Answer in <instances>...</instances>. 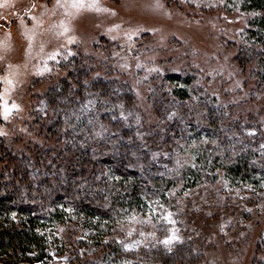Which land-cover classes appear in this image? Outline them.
<instances>
[{
  "label": "trees",
  "instance_id": "16d2710c",
  "mask_svg": "<svg viewBox=\"0 0 264 264\" xmlns=\"http://www.w3.org/2000/svg\"><path fill=\"white\" fill-rule=\"evenodd\" d=\"M238 2L251 16L234 60L264 85V0ZM90 59L71 58L44 89L48 113L31 108L33 139L0 144V259L41 264L62 249L68 264H202L205 235L127 249L108 234L203 184L264 204V128L255 113L220 105L190 65L152 77L142 110L128 82L91 76Z\"/></svg>",
  "mask_w": 264,
  "mask_h": 264
},
{
  "label": "rangeland",
  "instance_id": "374dc122",
  "mask_svg": "<svg viewBox=\"0 0 264 264\" xmlns=\"http://www.w3.org/2000/svg\"><path fill=\"white\" fill-rule=\"evenodd\" d=\"M66 2L71 0H61ZM84 3L94 6L77 11L58 6L57 0H0V45H6L0 46V144L21 147L37 133L31 128V108L47 115L40 95L67 75V63L77 56L91 58V76L112 73L128 82L142 110L150 107L147 87L152 77L190 65L200 73L201 87L220 105L245 117L255 113L264 128V85L234 60L251 16L238 0ZM238 191L223 183L203 184L173 208L158 205L132 212L108 236L127 249L157 244L171 248L189 231L196 239L206 236V243L199 245L205 247L202 264H264V204L248 206V196ZM61 250L41 264H68L70 256L64 258ZM79 252H84L82 247Z\"/></svg>",
  "mask_w": 264,
  "mask_h": 264
},
{
  "label": "snow or ice",
  "instance_id": "6c2138e0",
  "mask_svg": "<svg viewBox=\"0 0 264 264\" xmlns=\"http://www.w3.org/2000/svg\"><path fill=\"white\" fill-rule=\"evenodd\" d=\"M57 5L60 7H64L66 10L70 7L72 9H75L77 11H79L80 9L84 8V7H93L94 5H86L84 3V0H71L70 3H63L61 4V0H57ZM99 10V9H97ZM107 10V9H105ZM64 31L67 32L68 28L65 27ZM0 46H6V45H0ZM9 83H11V81H9ZM9 111V109L7 108V106H5V113H7ZM168 241L166 240L165 243H167Z\"/></svg>",
  "mask_w": 264,
  "mask_h": 264
}]
</instances>
